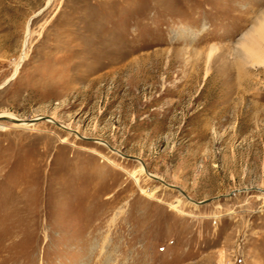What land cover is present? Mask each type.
Listing matches in <instances>:
<instances>
[{
  "label": "rangeland",
  "instance_id": "1",
  "mask_svg": "<svg viewBox=\"0 0 264 264\" xmlns=\"http://www.w3.org/2000/svg\"><path fill=\"white\" fill-rule=\"evenodd\" d=\"M47 2L0 0V264H264V0Z\"/></svg>",
  "mask_w": 264,
  "mask_h": 264
},
{
  "label": "bare ground",
  "instance_id": "2",
  "mask_svg": "<svg viewBox=\"0 0 264 264\" xmlns=\"http://www.w3.org/2000/svg\"><path fill=\"white\" fill-rule=\"evenodd\" d=\"M51 1L52 0H48L45 8L48 7ZM29 30H30L29 25H27L24 47L27 45L28 42ZM240 48L246 59L252 60L255 62V64L258 65L259 64L264 65V17L259 21L258 26L254 28L252 33L245 36V38L240 43ZM18 69L19 67L16 68L14 75L17 74ZM0 119H7L11 121L14 124V126H17L18 128H29L36 124L35 122H33L36 119L31 121H22L21 119L13 115H6V114L0 115ZM49 122L54 123L53 120H49ZM1 128H5V125L1 124ZM140 170L144 173L146 172L145 167L142 164H140ZM148 176L153 178L152 175H148Z\"/></svg>",
  "mask_w": 264,
  "mask_h": 264
},
{
  "label": "water",
  "instance_id": "3",
  "mask_svg": "<svg viewBox=\"0 0 264 264\" xmlns=\"http://www.w3.org/2000/svg\"><path fill=\"white\" fill-rule=\"evenodd\" d=\"M50 118H43V119H41V120H49ZM38 121H40V120H35V121H33V122H38ZM58 126H60L59 124H57ZM61 127V126H60ZM180 192L189 200V201H191V199L183 192V191H181L180 190ZM191 202H193V201H191ZM193 203H195V202H193ZM195 204H205V202H201V203H195Z\"/></svg>",
  "mask_w": 264,
  "mask_h": 264
}]
</instances>
